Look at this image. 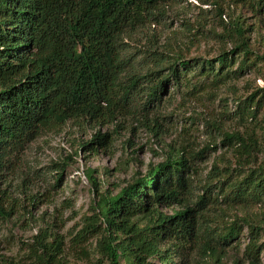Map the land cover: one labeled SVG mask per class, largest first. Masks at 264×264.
<instances>
[{
	"label": "trees",
	"instance_id": "16d2710c",
	"mask_svg": "<svg viewBox=\"0 0 264 264\" xmlns=\"http://www.w3.org/2000/svg\"><path fill=\"white\" fill-rule=\"evenodd\" d=\"M166 1L0 0V178L44 130L68 121L111 122L134 105L145 119L156 118L170 84L178 88L196 78L191 93L241 76L249 36L240 16L223 23L218 3L214 7L223 30L215 35L230 47L221 46L215 58H185L153 44L139 59L130 53L125 38L150 24ZM250 6L263 12L264 0H252ZM257 58L264 62V53ZM263 104L264 88H259L237 99L243 130L215 127L233 157L224 166L213 164L206 173L199 168L216 142L197 150L184 144L115 194L95 187L94 212L84 218L72 244L96 236L95 249L108 264H177V255L185 257L178 264H208L206 258L221 262L247 229L246 264H262L261 224L248 207L264 205ZM87 174L95 186L91 170ZM11 209L0 204L3 216ZM49 228L33 235L24 260L76 264L64 255L63 235Z\"/></svg>",
	"mask_w": 264,
	"mask_h": 264
},
{
	"label": "rangeland",
	"instance_id": "374dc122",
	"mask_svg": "<svg viewBox=\"0 0 264 264\" xmlns=\"http://www.w3.org/2000/svg\"><path fill=\"white\" fill-rule=\"evenodd\" d=\"M251 1L206 0L202 4V0H167L150 24L139 27L130 39L125 38L127 49L135 52L137 59L151 44L159 51H179L185 58H215L221 46L230 47L215 35L223 30L214 7L218 3L223 8V23L229 24L239 16L244 21L250 53L241 76L226 83L206 85L192 89L191 93L189 89L197 82L196 78L178 88L170 84L163 93L165 100L161 107L157 110L152 107L158 111L156 118L149 115L145 119L140 107L134 105L111 122L68 121L44 130L28 143L1 173L0 204L12 209L8 216L0 214V264L7 258L12 260L5 264H30L24 260L27 244L46 226L63 235L64 255L69 261L97 264L99 259L101 264H108L95 249L96 236H89L77 246L71 241L84 218L94 212L95 187L99 193L115 194L151 164L169 154L175 155L184 144L197 150L216 142L215 149L208 150L199 163L204 173L213 164L224 166L232 160L231 151L220 143L221 136L215 127L223 131L243 130L236 114L237 99L264 88V62L257 58L264 53V11L252 10ZM241 58L236 60L234 69ZM260 114L264 120V104ZM262 140L259 159L264 164V132ZM248 208L261 224L259 241L264 264V205L250 204ZM163 210L170 213L171 207ZM242 213L240 210L239 215ZM247 236L245 229L240 242L228 247L221 262L210 258L206 261L208 264H246L243 248ZM181 258L185 260V257L173 256V262L178 264Z\"/></svg>",
	"mask_w": 264,
	"mask_h": 264
}]
</instances>
